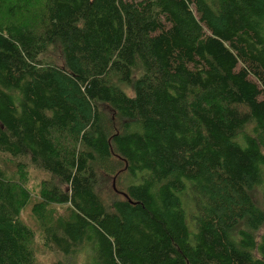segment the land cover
Masks as SVG:
<instances>
[{
    "label": "trees",
    "instance_id": "obj_1",
    "mask_svg": "<svg viewBox=\"0 0 264 264\" xmlns=\"http://www.w3.org/2000/svg\"><path fill=\"white\" fill-rule=\"evenodd\" d=\"M35 231L52 264H264V0H0V264Z\"/></svg>",
    "mask_w": 264,
    "mask_h": 264
},
{
    "label": "rangeland",
    "instance_id": "obj_2",
    "mask_svg": "<svg viewBox=\"0 0 264 264\" xmlns=\"http://www.w3.org/2000/svg\"><path fill=\"white\" fill-rule=\"evenodd\" d=\"M5 162H6V169L9 172L10 175H15L16 174V159H7L4 157ZM27 182L26 185L30 188L31 191V201L27 204V206L22 210V215H21V221L27 225L32 227L34 230L35 227L39 226L34 218L33 212H31V205L35 202H37L40 198L38 195L39 189L41 187L40 182L41 179L44 177L45 174L43 171H38L32 168L27 167ZM112 182V180H110ZM104 183V182H103ZM113 183V182H112ZM111 184V183H110ZM100 195L105 199L104 201L106 203H109V201L112 199V196L109 194V188L108 186H103L100 187L99 189ZM59 207V206H58ZM61 213L65 212L63 209H59ZM35 236V243H34V251H35V259L38 264H52L57 260V258L62 259L61 254L59 252H52L46 248L44 245V240L42 237H40L37 234V231L34 233ZM83 251H85V254L83 257L77 258H72V264H85L86 262L91 263V251L87 249V247H83ZM71 260H69L70 262Z\"/></svg>",
    "mask_w": 264,
    "mask_h": 264
}]
</instances>
